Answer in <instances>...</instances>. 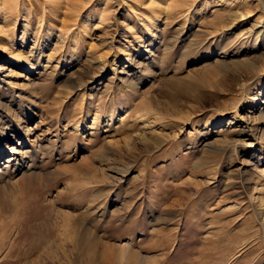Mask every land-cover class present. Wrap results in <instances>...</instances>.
<instances>
[{
    "label": "rangeland",
    "instance_id": "rangeland-1",
    "mask_svg": "<svg viewBox=\"0 0 264 264\" xmlns=\"http://www.w3.org/2000/svg\"><path fill=\"white\" fill-rule=\"evenodd\" d=\"M0 133V264H264L261 0H0Z\"/></svg>",
    "mask_w": 264,
    "mask_h": 264
},
{
    "label": "bare ground",
    "instance_id": "bare-ground-1",
    "mask_svg": "<svg viewBox=\"0 0 264 264\" xmlns=\"http://www.w3.org/2000/svg\"><path fill=\"white\" fill-rule=\"evenodd\" d=\"M262 1V5L264 6V0H261ZM106 28V27H105ZM237 109H238V106L236 105V108H235V110L237 111ZM1 134V133H0ZM3 135V134H2Z\"/></svg>",
    "mask_w": 264,
    "mask_h": 264
}]
</instances>
